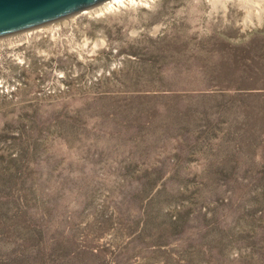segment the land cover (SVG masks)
I'll list each match as a JSON object with an SVG mask.
<instances>
[{
    "label": "rangeland",
    "instance_id": "1",
    "mask_svg": "<svg viewBox=\"0 0 264 264\" xmlns=\"http://www.w3.org/2000/svg\"><path fill=\"white\" fill-rule=\"evenodd\" d=\"M258 1L0 38V264H264Z\"/></svg>",
    "mask_w": 264,
    "mask_h": 264
},
{
    "label": "water",
    "instance_id": "2",
    "mask_svg": "<svg viewBox=\"0 0 264 264\" xmlns=\"http://www.w3.org/2000/svg\"><path fill=\"white\" fill-rule=\"evenodd\" d=\"M107 0H0V38L90 10Z\"/></svg>",
    "mask_w": 264,
    "mask_h": 264
},
{
    "label": "bare ground",
    "instance_id": "3",
    "mask_svg": "<svg viewBox=\"0 0 264 264\" xmlns=\"http://www.w3.org/2000/svg\"><path fill=\"white\" fill-rule=\"evenodd\" d=\"M153 0H107L104 3L98 5L97 7H94L93 9L85 10L82 13L86 12H93L95 14H102L114 10H118L120 8H127L137 5H148L149 2H152ZM217 1V0H215ZM239 4L247 11L246 17H244L245 21H251V18L261 11L260 4L258 0H237ZM259 10V11H258Z\"/></svg>",
    "mask_w": 264,
    "mask_h": 264
}]
</instances>
